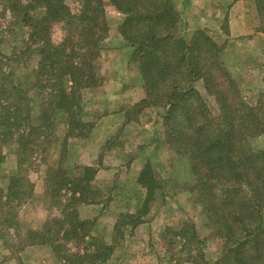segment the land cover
Instances as JSON below:
<instances>
[{
    "label": "trees",
    "instance_id": "16d2710c",
    "mask_svg": "<svg viewBox=\"0 0 264 264\" xmlns=\"http://www.w3.org/2000/svg\"><path fill=\"white\" fill-rule=\"evenodd\" d=\"M77 1L78 14L72 13L64 0H30L23 7L17 2L10 8L12 14L26 8L22 23L35 46L32 53L38 57L30 89L38 88L35 100H41L34 116L32 105L28 108L32 101L23 93L15 102L7 99L20 91L10 86L13 74L3 75L0 65V165L5 159L3 148L13 139L18 145L17 170L8 178L7 188H0V240L10 238L18 229L19 209L33 194L23 166L38 141L42 147L52 142L50 137L60 121L66 126L62 152L57 167L46 171L45 189L53 198L62 197L58 192L63 190L72 193L60 220L53 218L52 226L44 224L40 231H27L23 245H48L52 238L60 242L74 239L86 245L83 253L72 255L79 262L84 258L108 259L111 247L95 243L98 240L90 236L92 223L78 220L76 211L68 210L69 204L91 202L89 183L95 170L85 167L81 177L71 181L63 167L67 140L86 139L94 127L93 122L83 119L82 96L103 81L96 65L100 44L109 32L105 16L108 4L123 17L119 34L133 49L131 59L145 90V98L131 109L138 113L149 107L164 110L167 142L188 168L184 172L187 192L201 208L212 232L223 241L222 256L215 264H264V149L255 147L256 140L264 135V91L256 103L246 101L221 59L223 47L206 31H195L189 41L173 36L179 20L174 0ZM254 1L258 14L264 15V0ZM29 13L37 16L29 19ZM57 24H63L66 32L61 42L54 44L52 28ZM260 24L264 32V20ZM209 98L216 106V115L208 106ZM138 182L147 195L137 214L119 216L114 234L120 237L123 232L119 229L126 223L132 227L141 223L158 189L148 164ZM165 232L182 242L183 251L193 246L198 251L201 241L193 224L184 222L178 231L167 228ZM95 245V250L90 249ZM60 247L54 250L61 251Z\"/></svg>",
    "mask_w": 264,
    "mask_h": 264
},
{
    "label": "rangeland",
    "instance_id": "374dc122",
    "mask_svg": "<svg viewBox=\"0 0 264 264\" xmlns=\"http://www.w3.org/2000/svg\"><path fill=\"white\" fill-rule=\"evenodd\" d=\"M29 1L30 0H0V65L2 67L1 69L3 75L8 73L13 74V83H11L10 86L15 88V90L20 91L17 92V94L14 92L11 93L7 96V99L14 101V99L18 98L17 95L20 96L23 93L22 96H26L27 100L30 99L32 101L31 104L29 103L28 108L30 109V106L32 105L30 111L33 112V115L35 116L36 112L39 110L38 107L40 106L41 100L40 97L37 100H35V98L36 94L40 92L38 91V88H33V90L30 88L35 82L34 72L38 63V57L32 53V49L35 46L30 40H28L29 31L22 23L25 22L24 20L22 21V18L23 15H25L24 12L26 9L22 7ZM206 1L208 5L204 2L201 3V0H196L195 4L200 10L203 9L204 12L207 13L208 18L214 22H210V26H212L211 29H193L192 31L190 29V23L187 20L182 23L180 14H178L179 20L174 30H172V34L176 38H182L189 41L195 31H206L208 36L213 41L223 47L222 53L225 52L227 57L222 56L221 59L227 68L229 75L238 84L246 101L254 104L257 102L259 95L264 91V50L257 51L253 45L245 47L243 45V47H240L242 42L237 41V37H231V20L229 19L228 11L224 13V11H218V9H216L217 4L227 6L231 0ZM17 2H19L22 6L19 8L20 13L17 14L16 11H14L12 14L10 12V8H15V6H17ZM174 2L176 3V8V6L179 5L178 3L180 0H174ZM64 3L72 13H79L80 4L77 0H64ZM255 8L257 9L256 3ZM29 14V19L30 17L37 16L36 14L34 15V13ZM105 16L109 27L107 35L108 39L106 38V41L104 40L100 44V57L96 66L103 81L111 83L112 88H104V84L101 83L100 87L83 93V119L85 122H96L109 110H114L123 106V109L127 108L124 112L130 120H135L139 113L132 110L131 108L133 107L131 105L130 107L127 106L129 105V101H131L129 98L133 99L135 92H133L132 95L127 94V96L120 95L121 92H119L117 87H114V83H119L125 77H128V80L132 84L134 82L137 83L139 82V79L136 74H139V72L135 71L132 59L130 60L128 58V54L125 50V48L131 46L119 34V26L123 17L108 4L105 6ZM263 20V13H260V15L258 14L257 22L259 21V28L262 27L260 22L263 24ZM238 27L237 22L236 27L232 26L233 35L235 34L234 32L237 33ZM65 32L63 24L54 25L51 35L52 42L54 44H59L63 39ZM2 86L3 83L0 84V88ZM7 88H9L8 85ZM126 88L128 89L129 87L127 86ZM2 98H5V96ZM207 100L212 114L216 115L217 110L213 100L211 98ZM153 108L155 111L145 117H142V120L139 122L140 128L143 127L144 129H140L135 126V124H130L126 128L128 132L125 131L127 133H125L124 136L121 134V138L119 135L115 137L116 142H118V144H123L124 149L126 147L131 148L130 152L120 150L122 152H119L115 156L117 158L119 157V160L123 162L122 164L124 165L126 161H124L125 158L123 159V156L126 157V160L132 161L135 156L139 155L141 148L144 147L143 152L140 154L142 156L144 155L145 158H148L147 162H149L148 165L151 171L153 183L156 184V186H159L160 183L165 181L166 185L162 190L163 193L166 192L168 194L175 195L179 192L182 194L184 192L188 201H183V196L179 197L176 206L178 208V214L171 215L174 217L170 218V225L161 232L160 240H157L154 236V238H151L148 241L146 238H140V240L136 239L135 243H131V241L127 243L122 241V237H120L121 234L115 233L110 245L111 252L107 254L108 259L105 260L108 261L112 255V257L115 258V262L112 264H118V260L119 264H124V261L129 259L130 261L131 259L137 260V263L135 264H147L148 262H153V260H149L150 254L147 250V245L150 244L156 253L155 255L158 256L156 258L158 263L155 264H177L178 261H180V264L189 262L190 264H215L222 256L223 241L212 232V228L208 224L206 216L202 212L201 208L196 204L194 198L187 192L185 184L187 180L185 182L184 179V174L188 169L187 165L183 163V160H179V158L177 159L174 157V152L170 148V144L167 142V138L164 134L163 122L159 120L162 114H164V110L160 107ZM61 119L62 117L59 118V120ZM119 122L120 121H118V124H120ZM147 122L150 123V125L147 124ZM106 126L109 128L108 124ZM118 126L119 125H117V127ZM57 127L58 129H56L53 136L50 137V141L52 142L45 145V147H42V145H40L41 142L39 143L38 141V146L33 147V154L28 157L29 161L27 160V165L23 166V168L27 171L26 179H28L33 186V194L30 200L19 209L18 229L10 233V238L5 239L6 245L5 241L0 240L1 264H64L65 262L69 263L70 261V264L106 263L105 260L91 261L86 258L80 260L79 262V260L72 257V255L76 253H83L86 246L83 243H76L74 239H70L66 242H60L55 241L52 238L51 244L41 245L38 248H28L23 245L25 239L27 238V231L39 229L44 224L52 226L51 220L53 218L60 220L61 210L64 205L68 204V192L64 194L60 191L58 194L62 197H55L54 195L53 198L45 189L44 180L46 179L45 171L47 170V167H45L44 164L46 166L57 167L58 157L60 159V154L62 152V138L66 133V126L63 122L59 121ZM136 131L139 132L138 135H136ZM13 140V143H9L3 148L5 159L0 165V188L2 189L7 188L8 178L14 175L17 170L16 152L18 145L15 143V139ZM80 140L81 139L73 140L69 138L64 146L63 160L65 165L63 163V167L65 169L66 177H81L82 167L80 166L78 160H81V158H89V155H92V157L95 155L94 153L89 154L87 151L85 152L88 155L87 157H79V151H81V149L85 151V147H79L80 142L77 141ZM123 147L121 149H123ZM255 147L264 149V135L256 140ZM108 151L103 150V155ZM66 166L68 167L66 168ZM132 169V175H129L130 173L128 174L125 168H121L117 176L119 182H124V195L126 196H135V193L131 192V185L127 184L130 180L133 182V173L135 172V168L132 167ZM92 186L95 191L90 192V200H97V198L105 195V188L99 190L97 185ZM116 188L117 186L114 189ZM123 203L133 204L134 202L131 203V201H124ZM161 205L162 204H160L159 201L157 203L159 209L163 206ZM76 208V205L69 204L68 210L76 211ZM158 210L153 213V210L151 211V204H149V213L145 217L154 214L157 216L156 223H160L166 215L169 216L170 214L169 212H165L161 215ZM154 215L153 219H155ZM183 215H186L187 219H183L185 218L181 217ZM183 220L194 225L196 235L201 241V243L197 245L198 251L195 246H193V248L186 247L183 251V246L181 245L182 242L179 244V242H176L179 240L177 237L173 238L171 233L168 234L165 232L167 228L173 231H178ZM87 221L92 223L90 228L92 229L93 221L90 219ZM128 224L130 223H126L119 229V231L123 232L125 227L130 226ZM50 230L52 231L53 228ZM91 234L92 233H90V236ZM95 238L98 240V242H95L97 245H102L101 243L106 244L102 238ZM170 242L171 244H169ZM57 245H61V251L56 252L54 250V247L56 248ZM90 249L95 250L96 245Z\"/></svg>",
    "mask_w": 264,
    "mask_h": 264
},
{
    "label": "crops",
    "instance_id": "0c3cea01",
    "mask_svg": "<svg viewBox=\"0 0 264 264\" xmlns=\"http://www.w3.org/2000/svg\"><path fill=\"white\" fill-rule=\"evenodd\" d=\"M206 3L208 5L206 0H201V3ZM196 0H180L178 3L179 5L176 6V11L178 14H180V19L182 23H184L186 20L190 23V29L193 31V29H211L212 26H210V22H213L211 19L208 18V15L206 12H204L203 9H199L198 6H196ZM174 5L176 3L174 2ZM205 5V6H206ZM202 6V5H201ZM216 9L218 11L222 10L224 13L228 11L229 19L231 20V37H237V41L242 42L240 44V47L253 45L257 51L264 50V32L260 30L259 28V21L257 22V9L255 8V1L254 0H231L229 5H216ZM228 9V10H227ZM182 13V14H181ZM226 15V14H225ZM186 17V18H184ZM253 18V20H252ZM237 26V33L232 34V26ZM214 23V22H213ZM218 23V21H217ZM247 23V25H246ZM240 24V25H239ZM108 39V38H107ZM106 41V39H105ZM247 43V44H246ZM239 45V44H237ZM253 47V48H254ZM238 49V47H237ZM128 58L131 60V55L133 52V49L131 47L125 48ZM222 56H226V53L223 52ZM130 63V61H129ZM132 65V64H131ZM133 67H135V71L138 72L136 65L133 64ZM136 74V73H135ZM139 82H134L133 84L128 80V77H125L120 81L119 83H114V87L119 89V92H121L120 95L127 96L132 95L133 92H135V96L133 99L129 98L131 101H129L130 105L133 107L135 104L139 103L141 100L145 98V90L144 86L141 80V77L139 74H136ZM127 76V75H126ZM102 84H104V88H112L111 83L107 81H102ZM129 87L128 89L126 87ZM103 88V89H104ZM114 88V90H115ZM90 91V90H88ZM86 91V92H88ZM127 109V108H126ZM122 107H118L114 110H109L105 114H103V117L98 119L94 123V127L89 134V136L86 139H81L79 144V147H85V151L81 149L79 151L78 156L79 157H87V153L89 154L94 153V157L92 155H89V158L78 160L80 166L83 168L89 167L93 168L95 170V175L93 180L89 183L90 190L95 191L94 187L92 185H97L98 189L101 190L102 188H105L106 192H104L105 195L101 196L100 198H97V200H90V203L86 204H79L76 208V214L77 218L80 221H87L88 219L93 221V228L91 229V237L95 238H102L103 241L107 245H111L114 235V228L115 224L121 215H135L140 210L146 195L147 191L146 188L139 184V176L141 172L143 171L144 167L149 163L147 162L148 158H145V156L141 155L140 153L143 152L144 147L141 148V152L139 155L135 156L132 161L126 160V157L123 156V159L125 164L123 165L119 159L115 155H117L119 152H130L131 148H125L123 147V144H118L116 142L115 137L117 135L122 136L125 135L128 131L126 130L127 126L130 124H135V126L140 128L139 122L142 120V117L147 116L148 114L153 113L155 109L153 107L144 109L141 113L138 114L135 120H130V118L125 114V110ZM163 116L159 118V120L163 121ZM118 121H120L118 124ZM109 125V128H107L106 125ZM147 124L150 125V123L147 122ZM117 125H119L117 127ZM144 129L143 127H141ZM140 128V129H141ZM127 131V132H125ZM143 132V131H142ZM136 135H138V131L135 132ZM122 134V136H121ZM76 140V139H73ZM124 143V142H123ZM120 146V147H118ZM153 146V145H151ZM123 147V149H121ZM84 149V148H83ZM156 149V148H155ZM103 150H109L106 154L103 155ZM122 150V151H120ZM155 151V150H154ZM108 154V155H107ZM128 155V154H125ZM174 157L175 154H174ZM144 159V160H143ZM117 160V161H116ZM65 165V163H64ZM63 165V166H64ZM47 169L49 167H56V166H46ZM69 166V164H68ZM66 166V168L68 167ZM132 167H134L135 172L133 173L134 179L129 181L131 185V192L135 193V196H126L124 195V182L121 183L117 179L119 171L121 168H125L127 170V173L129 175H132ZM47 171V170H46ZM45 171V172H46ZM69 177V180L74 181L77 179L76 177ZM121 183V184H120ZM117 188L114 189L116 186ZM166 185V182L163 181L160 183L158 189H156L153 193V199L151 201V211L153 210V213L159 209L157 206V203L160 201V204H162L161 208L158 210L159 214L163 215L165 212H169V216H165L160 223H156V217L154 214L148 215V217H145L149 211L145 215H142L141 217V223L137 224L136 226L132 227H125L123 230V242H129L135 243L136 239L140 238H146L147 241L151 238H157V240H160V235L163 229H165L167 226L170 225L169 221L170 218L174 217L171 216L172 214L177 215L178 214V208L177 206V200L180 196H183V201H188L185 197V194L179 192L178 194H168L166 192H162L164 186ZM120 186V187H119ZM119 189V190H118ZM161 191V192H160ZM64 194L68 192V197L71 195L72 191L63 190ZM76 197H78V194H76ZM124 201H131L134 202L133 204H124ZM176 207V208H175ZM196 211V209H195ZM153 215L155 219H153ZM145 217V218H144ZM181 217H185L183 219H187L186 215H183ZM181 219V218H179ZM178 219V220H179ZM190 221V220H189ZM188 222V221H184ZM43 228V225L39 229H32L33 231H40ZM96 239V238H95ZM41 246V245H39ZM39 246H27L28 248H38ZM149 246V247H148ZM147 250L149 251L150 258L149 260H153V262H148L147 264H155L158 263V260L156 259L158 256L155 255V251L153 250V247L148 244ZM153 254V255H152ZM112 257V255H111ZM110 257V258H111ZM106 261V263L103 264H112L115 262L114 259H110ZM132 258V257H131ZM137 263V260H125L124 264H135ZM119 264V260H118ZM185 264H190L185 263Z\"/></svg>",
    "mask_w": 264,
    "mask_h": 264
}]
</instances>
